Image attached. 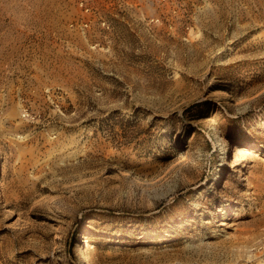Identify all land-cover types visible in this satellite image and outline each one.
Segmentation results:
<instances>
[{"label": "rangeland", "instance_id": "374dc122", "mask_svg": "<svg viewBox=\"0 0 264 264\" xmlns=\"http://www.w3.org/2000/svg\"><path fill=\"white\" fill-rule=\"evenodd\" d=\"M0 264H264V0H0Z\"/></svg>", "mask_w": 264, "mask_h": 264}, {"label": "bare ground", "instance_id": "6f19581e", "mask_svg": "<svg viewBox=\"0 0 264 264\" xmlns=\"http://www.w3.org/2000/svg\"><path fill=\"white\" fill-rule=\"evenodd\" d=\"M236 151L239 152V148H237Z\"/></svg>", "mask_w": 264, "mask_h": 264}]
</instances>
